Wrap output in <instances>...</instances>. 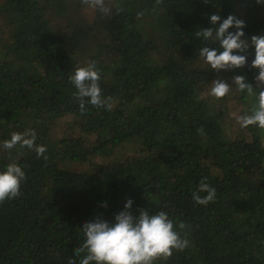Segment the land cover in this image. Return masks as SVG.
Returning <instances> with one entry per match:
<instances>
[{
	"label": "trees",
	"instance_id": "16d2710c",
	"mask_svg": "<svg viewBox=\"0 0 264 264\" xmlns=\"http://www.w3.org/2000/svg\"><path fill=\"white\" fill-rule=\"evenodd\" d=\"M214 12L264 34L256 0H0V168L25 172L19 196L0 201V264H79L81 226L128 199L133 215L166 212L187 241L154 264H264V129L238 121L264 84L251 47L229 71L199 56L194 33ZM89 62L107 109L81 110L69 81ZM235 75L252 94L210 95ZM26 129L43 156L3 146ZM201 182L215 189L207 204L193 199Z\"/></svg>",
	"mask_w": 264,
	"mask_h": 264
},
{
	"label": "clouds",
	"instance_id": "9594fccd",
	"mask_svg": "<svg viewBox=\"0 0 264 264\" xmlns=\"http://www.w3.org/2000/svg\"><path fill=\"white\" fill-rule=\"evenodd\" d=\"M256 3L264 4V0H256ZM244 27V21L234 15L229 14L222 19L218 12L209 14L208 26L198 27L199 30L194 33L204 44L199 49V56L211 71H229L248 62L247 50L251 47L253 59L250 67L257 70L254 79L264 84V34L247 37ZM205 42L216 46H205ZM99 79L94 62L76 68L70 75L69 81L76 90L81 110L85 109L86 104L104 109L109 107L102 98ZM232 85L237 92L252 94V85L243 76L235 75L231 83L219 78L212 80L210 95L224 97L229 94ZM238 121L242 127L255 125L264 129V89L257 94L255 106L250 112L239 116ZM35 141V130L26 129L11 133L3 141V146L12 149L19 145L33 149L37 156H43L46 146ZM24 179L25 172L18 163H9L0 168V201L19 196ZM202 192H206V195L201 196ZM214 197L215 189L203 182L193 193V199L198 204H207ZM132 204L131 199L126 200L122 210L111 221L97 216L81 226L84 239L75 251L79 264H154L157 258L167 257L173 250L186 247L187 241L181 239L166 212L150 213L138 209L137 214L133 215L129 211ZM81 253L84 255L81 256ZM70 264H76V261H70Z\"/></svg>",
	"mask_w": 264,
	"mask_h": 264
},
{
	"label": "rangeland",
	"instance_id": "374dc122",
	"mask_svg": "<svg viewBox=\"0 0 264 264\" xmlns=\"http://www.w3.org/2000/svg\"><path fill=\"white\" fill-rule=\"evenodd\" d=\"M92 12H93V8H92L91 4H88V6L84 7L83 8V11H82V13L84 15H86V16H91L92 15ZM105 161L107 162L108 159H106ZM94 162L101 163L102 162V159L101 158H96V159H94Z\"/></svg>",
	"mask_w": 264,
	"mask_h": 264
}]
</instances>
